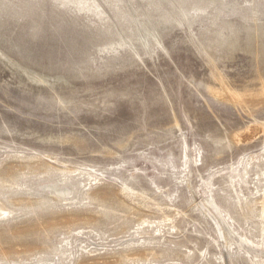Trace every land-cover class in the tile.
<instances>
[{
    "label": "rangeland",
    "instance_id": "374dc122",
    "mask_svg": "<svg viewBox=\"0 0 264 264\" xmlns=\"http://www.w3.org/2000/svg\"><path fill=\"white\" fill-rule=\"evenodd\" d=\"M154 1L0 0V264H264V0Z\"/></svg>",
    "mask_w": 264,
    "mask_h": 264
},
{
    "label": "bare ground",
    "instance_id": "6f19581e",
    "mask_svg": "<svg viewBox=\"0 0 264 264\" xmlns=\"http://www.w3.org/2000/svg\"><path fill=\"white\" fill-rule=\"evenodd\" d=\"M145 2H146V4H147V11L148 12H151V11H153V12H155L156 13V15H154L152 18L151 17H149V18H147L146 17V19H147V21H148V24L149 25H145V24H140L137 28H136V33L140 36V37H145V36H147L148 34H149V31H148V29H150V30H157L158 28H160L161 26H164V25H166V22H168L169 21V16H170V14H172V11H174L173 9H172V11H168V10H165V9H163L162 8V6L160 5V3L158 2V1H154V0H144ZM187 0H178V2H179V6L181 7V8H187V7H189V6H187V7H185L186 5V3H184V2H186ZM203 1H206V0H203ZM207 2V1H206ZM208 3H217L218 4V10L219 11H226V14H230V13H238L239 11H238V8H237V4H235V3H231V4H227V3H224L223 2V0H212L211 2H208ZM175 7V6H174ZM189 10V9H188ZM240 10V9H239ZM238 11V12H237ZM177 12V11H176ZM228 12V13H227ZM174 13H175V11H174ZM179 15V17H180V15L181 16H183V17H185V14H184V11H179V12H177V16ZM150 16V15H149ZM147 26H150V27H147ZM148 28V29H147ZM146 29H147V31H146ZM145 39V38H144ZM145 42L147 43V41L145 40Z\"/></svg>",
    "mask_w": 264,
    "mask_h": 264
}]
</instances>
